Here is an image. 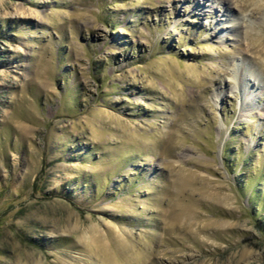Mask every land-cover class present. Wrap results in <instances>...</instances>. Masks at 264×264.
Returning <instances> with one entry per match:
<instances>
[{
    "label": "rangeland",
    "instance_id": "374dc122",
    "mask_svg": "<svg viewBox=\"0 0 264 264\" xmlns=\"http://www.w3.org/2000/svg\"><path fill=\"white\" fill-rule=\"evenodd\" d=\"M0 264H264V0H0Z\"/></svg>",
    "mask_w": 264,
    "mask_h": 264
},
{
    "label": "bare ground",
    "instance_id": "6f19581e",
    "mask_svg": "<svg viewBox=\"0 0 264 264\" xmlns=\"http://www.w3.org/2000/svg\"><path fill=\"white\" fill-rule=\"evenodd\" d=\"M223 3L227 4V2H226V1H225V2H223ZM235 3H236V2H235ZM230 4H231V3H230ZM250 26H251V25H250ZM249 29H250V27H249ZM249 29H248V30H249Z\"/></svg>",
    "mask_w": 264,
    "mask_h": 264
}]
</instances>
